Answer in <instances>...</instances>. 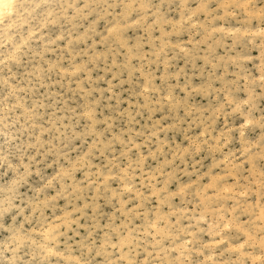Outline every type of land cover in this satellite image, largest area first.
Returning <instances> with one entry per match:
<instances>
[{
	"label": "clouds",
	"instance_id": "clouds-1",
	"mask_svg": "<svg viewBox=\"0 0 264 264\" xmlns=\"http://www.w3.org/2000/svg\"><path fill=\"white\" fill-rule=\"evenodd\" d=\"M0 264H264V0H0Z\"/></svg>",
	"mask_w": 264,
	"mask_h": 264
}]
</instances>
